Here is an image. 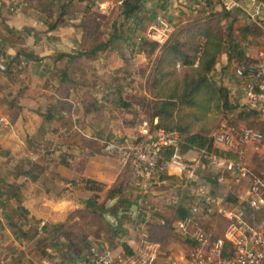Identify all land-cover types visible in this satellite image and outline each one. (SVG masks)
<instances>
[{"label":"trees","instance_id":"obj_1","mask_svg":"<svg viewBox=\"0 0 264 264\" xmlns=\"http://www.w3.org/2000/svg\"><path fill=\"white\" fill-rule=\"evenodd\" d=\"M25 1L27 11L31 9L43 17L47 31H53L58 27L60 20L69 14L72 3L69 0L58 6L59 0ZM102 1L105 0H91L84 11L79 25V48L72 52L61 51L55 57V61L66 58L69 60L66 68L58 69L60 77L58 91L63 84L72 83L75 88L77 87L81 101L86 86L92 83L97 85V80L100 79L95 63L105 55L111 61L115 57H123L125 45L134 44L132 39L140 37L137 33V21H142L141 16L147 0H111L113 5L110 15L98 19L97 12L92 11V7L95 4L98 6ZM198 4L190 9L184 20H179L175 24L174 31L163 44L146 40L138 43L137 50L142 51L152 63L151 66H147L150 70L148 74L146 73L143 89H139V85L137 87L134 85L135 92L130 99H127L121 87L128 80L127 76L118 75L114 82L108 84V88L114 84L121 87L117 88L119 94L117 107L122 110H132L128 114L133 117L134 113L133 119L138 122L149 121L152 129L164 128L179 132L184 140L181 146L184 155L206 147L212 150L215 146L213 133L225 116L239 109L240 105L231 99L230 90L218 85L211 78L219 57L226 51H230L233 56L237 50V56L241 58L245 54L239 49L242 41L250 38V44L258 46L264 37V22L235 26L237 15L233 11L227 10L224 6L220 11L218 10L219 6L221 7V0L198 1ZM112 15L114 20L109 24L108 18ZM226 19L230 21L227 26L224 24ZM102 21H105L103 23L105 28L109 29L108 35L101 29ZM1 42L21 46L6 67L0 68V78L7 79L12 86L20 81L18 74L12 69L15 60L23 58L35 61L37 58L25 46L24 38L10 28L0 10ZM132 50L134 51V48ZM83 58L89 59V62H83ZM77 70L83 75L79 79H74L72 75ZM87 74H95L94 82L87 80ZM10 86L0 83V90H6ZM58 93L56 95L59 97ZM56 95L50 98L46 112L40 113L42 122L39 123L34 134L25 133V145L15 139L9 140L8 130L0 129V259L3 256L1 248L5 247L3 243L8 242L9 237H13L26 248L10 262L7 260V264H23L26 256L30 258L31 264H41V259L45 257L53 260L55 256L62 258L67 254H72L76 258L83 253L94 254L104 247L115 249L121 246L123 253L130 255L133 253V247L125 241V237L128 226H132L134 221L133 210L140 205L144 196L153 203L152 194L161 195L159 192L163 193L167 188L173 187L178 180L175 176L163 174L161 178L170 181L171 184H164L157 188L158 191L147 195H143L139 190L129 164L121 168L116 180L107 189L105 184L95 179L82 178L81 185L77 180L71 184L89 191L90 195L85 201L79 202L76 208L68 211L64 221L47 222L41 233L38 230L39 220H33V228L26 230L22 226V220L27 212L24 203L27 200L28 185L38 183L46 171L45 166L36 158L16 157L14 149L20 147L29 152L39 146H45L50 141L49 132L53 131L52 122L56 118L63 120L64 125H69L67 112L59 106L64 100L61 97L57 98ZM10 104L14 107L15 102L12 101ZM18 109L20 114L22 109V114L25 115L24 107ZM17 115L18 112L13 113L12 119ZM22 117V123L27 127L26 116ZM230 118L244 120L250 127L262 128V124L258 122V110L241 109ZM155 120L157 123H154ZM74 125H78L77 122L66 126L69 134L74 130ZM99 127L100 125L95 128L90 137L84 138L86 152L104 153L106 145L115 140L109 132ZM173 153L172 149L162 151L161 163L168 162ZM65 164L69 165L67 162ZM80 171L82 173L83 169L79 168ZM232 200L229 195L224 204ZM173 204L163 203L159 208L160 212L155 213L157 219L164 220V223L159 221L160 224L151 225L153 226L151 230L156 232L153 240L167 241L174 238L173 236L179 237L181 231L178 222L188 219L190 209L182 203ZM217 218L222 220V229L226 226V221L219 214L211 217L208 229L215 238L219 235L213 223ZM260 220L259 216L253 219L256 224ZM49 248L55 252L51 253ZM232 248V243L228 241L225 245L226 257L233 255Z\"/></svg>","mask_w":264,"mask_h":264},{"label":"built area","instance_id":"obj_2","mask_svg":"<svg viewBox=\"0 0 264 264\" xmlns=\"http://www.w3.org/2000/svg\"><path fill=\"white\" fill-rule=\"evenodd\" d=\"M236 6L233 1L225 4L227 10ZM111 7L110 0L99 4L102 14L108 13ZM174 29V21L157 15L132 47L143 40L163 44ZM234 71L243 83V106L258 110L259 119L264 122V46L258 48L254 55L241 57ZM133 79L121 86L123 90L134 88L136 82ZM113 87L121 88L118 84ZM0 122L4 128L10 127L6 118H1ZM77 128L78 125H74V129ZM68 134L67 128L60 130L62 137ZM213 138L215 146L212 150L203 148L198 151V156L188 159L181 152L184 140L179 132L152 129L149 121L144 120L137 124L132 134L110 141L105 150L116 152L123 166L130 165L143 195L166 184L161 178L165 173L194 184V196L198 202L191 206L188 219L178 222L179 230L195 240L185 264H264V168L254 170L246 159L247 147L264 149V131L224 121L213 133ZM166 149H172L174 153L168 162L161 163L162 151ZM206 173H210L213 179ZM229 195L233 200L224 204ZM149 208L150 200L144 196L132 212L136 229L144 236L141 240L144 248L140 247L134 255L126 256L104 247L94 254L77 256L74 264H154L158 244L147 239V229L142 222L144 217H149ZM215 214L226 221V226L216 238L208 231V223ZM257 216L261 218L258 224L253 221ZM189 226L196 228L193 234L189 233ZM228 241L233 245L230 257L224 255ZM2 264L6 262L3 260ZM170 264L177 263L173 261Z\"/></svg>","mask_w":264,"mask_h":264},{"label":"rangeland","instance_id":"obj_3","mask_svg":"<svg viewBox=\"0 0 264 264\" xmlns=\"http://www.w3.org/2000/svg\"><path fill=\"white\" fill-rule=\"evenodd\" d=\"M66 1L69 0H59L58 6L62 3H65ZM155 1L157 2L154 6L155 7L154 11L155 10L156 11L153 13L155 17L157 15L158 16L163 15L168 17L172 21L174 20L176 22H178L179 20H183L186 17V14L190 12V9L195 8L196 6L199 5L197 0H193L194 3L192 4V7H188L187 5H184L185 2L187 1L188 3H190L189 0H155ZM200 1L204 2L205 0H200ZM225 1H227V3H231L230 2L231 0H225ZM71 2L72 3H71V8L69 9V14L63 17L60 20L58 27L55 30H53L55 32V35H51L49 37L47 36L48 42L47 43L43 42L39 44L40 51H43L44 53H42L41 56H38L37 60L38 59L39 60L41 59L43 61L46 60V63L44 62L45 64L48 65L51 64V62L53 61V59H55V57L59 52L67 51L65 50L66 48L65 40H63L65 37L66 38L69 37L70 39L72 38V36L78 38L80 37L79 25L83 18L84 11L87 5L90 4L89 2H91V0H71ZM179 3L182 4L183 6H186L185 11L182 10V12H184L185 14L184 18L182 15L178 18L177 17L174 18V16L179 10L178 8H180L177 6V4ZM99 4L98 6H95L96 5L95 4L92 7V11L96 10L97 12L98 15L97 18L99 19L100 17L102 18V16H106V17L109 16L111 13L110 11L111 9L108 11V13L102 14L99 8ZM223 6L225 8V5L222 4V0H221V8L220 6L219 8L222 9ZM233 10L235 9L233 8ZM29 11H31V9H29ZM113 15L108 18L109 24H111L112 21L114 20ZM152 21L153 20H151V22ZM104 22L105 21H102L101 23V29L104 30L105 33L108 35L109 29L105 28V25L103 24ZM229 22L230 21L227 19L224 20L225 26H227ZM239 24L240 22L236 23L237 26H239ZM137 29H138L137 33L140 34V37H142L146 32V30L144 32V30L138 27ZM69 30L71 31V33H68ZM139 38L138 37L133 38L132 42L139 41ZM72 40L75 39L73 38ZM68 41L69 39H67L66 42ZM133 48L134 51L132 50ZM137 49L138 46L132 47V44L128 43L124 47L123 57L118 56L111 61L105 55L103 59L97 61L95 64L100 79L97 80V85H92L93 84L92 83L86 86L87 89L82 95L83 101H81V99L79 98V93L76 90L77 87L75 88L72 83L63 84L60 88V91H58V88L60 87V77H59L58 69L60 70L68 66L67 58L63 60L61 59L59 61V64L56 66V68L51 69L49 71V73L46 76V80L41 81L40 84L42 86V89L46 90V92L43 93H41V89L38 88V83H36L37 81H33L31 79L32 77L27 74L28 66L27 64H25L23 58L15 60V62L12 65V69L18 74L20 80L18 83L10 86L7 79L3 77L0 78L1 84L10 86L7 87L6 90H0V120L1 118H6V120L9 121L10 125L14 123L13 126L15 127L16 130L15 135H18L17 133L18 128L21 127L20 122L22 121V116H26L25 125L27 124V127L25 128L30 129L29 132L26 131V129H24V133L22 136L25 137V133L34 134L35 128H38L39 123L42 122V116L40 115V113L46 112V108L49 104L50 98L53 95H56V93L58 92H59L58 93L59 97L63 98L64 100V103L59 104V106L60 108H62L67 112L66 116L68 117V121H69V125H64V121L57 118L52 122L53 131L49 132L50 141L46 143L45 146L44 145L39 146L36 150H31L29 152L24 151V149H21L20 147H15L16 149H14V153L16 157L22 159L36 158L39 162H41L43 166H45V171H46L38 183L28 185L26 191L27 200L25 201L24 204L33 205L34 202L36 204L38 201L41 200L44 201L46 200V198H48V193L50 191H51L50 193L52 192L56 193L58 192V190H61L62 189L61 180L59 181V178L57 177L58 179L56 181H52L51 180L52 175L56 174V172H62V171H66V173L72 172L73 174L78 173L79 168H82L84 166L83 162H86L88 157H91L90 159L91 167L97 168L98 171L112 170V168H114L118 163L120 166L119 169L123 167L121 165L122 164L121 159L116 152L105 151L104 153L101 154L94 152H86V150L84 149L85 136L81 132H85L86 130H88L89 132L92 131L93 133L95 131V128L98 125H100L99 127L100 129L110 131L111 133L116 132V134H118L117 132H119L120 135L117 136L123 138L127 136V134L125 135L124 133L121 134L123 130H126L128 133H130L131 131L130 128H133V125H137L139 123L137 120L133 119L134 113L132 114L133 117L130 114H128L129 112H132V110L131 111L129 109L122 110L121 108L117 107L116 101L119 96L117 88L114 89L113 86L111 88H108V84L114 82L115 78L118 75L121 76V74H123V76H127L126 79L128 80L134 78L133 80L134 82H136L135 85L136 87L139 85L138 86L139 89H143V87H145V82H146L145 76L146 73L148 74V71L150 70V67L147 66H151L152 63L149 59L145 61L140 56V54L136 52ZM72 51L75 50L73 49L70 50V52ZM1 52L2 49L0 48V61L3 60L6 66L12 57L8 55L4 56L2 55ZM50 58L52 60H50ZM83 62H89V59L83 58ZM82 75H83L82 72L77 70L75 71V74L72 75V77L74 79L75 78L79 79ZM94 77L95 74H87V78H88L87 80L89 82H94L95 80ZM124 92L126 94L124 97L130 99L135 92V88L131 90L128 89V87H126V90H124ZM59 97L57 96V98ZM12 101L15 102L14 107L10 104V102ZM52 101L54 100L52 99ZM18 107L25 108L24 110L25 115L22 114L23 113L22 109H21V114L19 113L20 111ZM241 109L250 111L247 107L240 105L239 109L235 110V112H230L228 116H225L224 119L221 121V123L224 121H228L238 127H243V126L250 127L248 126L247 122H245L244 120H240V119L232 120V118H230L237 112L241 111ZM15 112L16 113L18 112V115L16 118L12 119L13 113ZM74 122H77L79 128L72 130L71 134H69L66 137H60L58 135V132L61 129H65L66 126H70ZM258 122L262 124V128L256 127V129L264 131V123H261L259 119ZM32 127H34V129H32ZM0 129L7 130V128L3 127L1 122H0ZM75 130H77V132ZM21 134H19L18 136L20 137ZM112 136L115 137L116 135H112ZM7 137L9 140L13 139L10 138V136L8 135ZM24 145H25V139H24ZM246 159L249 165L253 169L258 171L263 169L264 149L257 150L254 147H247ZM62 160L66 161L69 165L63 164ZM206 174L211 179H213V176H211L210 173H206ZM79 178H80L79 183H81L82 176ZM193 185L194 184L192 183H185L184 179L182 180L180 179L176 181L173 187L167 188L163 193H159L161 195L152 194L151 199L153 200V203L150 200L149 217H144L143 219H145L146 221L142 220V222L145 224L147 229V239H149L151 243L158 244V247L155 248L156 259L154 264H170L171 259L173 257L178 256L183 251L187 252L188 249L191 247L189 242L182 240L180 237H175V236H173L174 238L169 239L167 241L153 240V236L155 235L156 232L155 230H151V227H153L151 225L160 224L158 222L159 221L161 222L162 219L161 220L157 219L155 213L160 212L159 208L163 203L166 204L169 202V204L174 205L173 204L174 202H176V204L178 202L188 207L190 206L191 208L193 204L198 202V199L195 198L194 196L195 187ZM156 189L155 191H158V189L157 190ZM77 191H80V189H77ZM79 194L81 195V197L78 198L77 200L78 202L85 201L87 199V197H85L88 196L87 194L84 195V193L81 192ZM38 205L39 204H37L36 206ZM221 222L222 220L219 218L215 219L213 222L215 228L217 229L216 231L217 233H219L223 227ZM135 225L136 223L135 221H133L132 229L134 232L133 234L134 237L133 236L132 237L134 238V241H136V244L138 245V243L141 242L144 236L142 235V232H139L136 229ZM22 226L25 229L30 228V226L24 221L22 222ZM195 229L196 228H194V230ZM148 230L150 231L149 233ZM139 245H140L139 247H143L142 244ZM17 246L19 247V245ZM16 253H17L16 256L20 255V252L16 251ZM27 260L28 259H24V262H27Z\"/></svg>","mask_w":264,"mask_h":264},{"label":"crops","instance_id":"obj_4","mask_svg":"<svg viewBox=\"0 0 264 264\" xmlns=\"http://www.w3.org/2000/svg\"><path fill=\"white\" fill-rule=\"evenodd\" d=\"M197 1H200V0H197ZM231 1H233L237 4L236 8H234L235 10H231V11H233L234 14L237 15L236 16L237 22H240L239 25H243V24L250 23V22H259V23L264 22V0H231ZM189 2L190 3H188V1L185 2L184 5H187L188 7H192V4L194 3L193 0H189ZM156 3L157 2L155 0H147L145 5H144L143 15L141 16L142 21L141 22L137 21V27L144 30V32L147 28V25L151 22V20H153V16H154L153 13L156 11V10L154 11V9H155L154 6ZM180 3H182V2H180ZM180 3L177 4V6L180 8H178L179 10L176 13V15L174 16V18H176V17L178 18L181 15L184 18V16H185V14H184V12H182V10L185 11L186 6H183ZM226 3H227V1L222 0V4L225 5ZM26 8H27V2L25 0H0V10L3 14V17L6 19V22L8 23L10 28H12L17 34L21 35L24 38L25 46L37 58L38 56H41L42 53H44L43 51H40V47H39L40 45L39 44H41L43 42L47 43L48 37L51 35H55V32L54 31H47V25L44 23L43 17L38 12L32 11V10L27 11ZM220 8H218L219 11L221 10ZM174 22H176V21H174ZM68 33H71V31L69 30ZM68 35H70V34H68ZM73 38L75 40H72ZM67 39H69L68 42H66ZM63 40H65V43H66L65 44V47H66L65 50H67L69 52L72 49L73 50L78 49L80 46V37L78 38V37L72 36L71 39L69 37L68 38L65 37ZM250 42H251L250 38H247L246 40H244L240 43L239 49L243 50L245 52L244 55H246V54L254 55L257 52L258 48L263 47L264 46V37L262 38V41L258 46H253L250 44ZM20 47H21L20 45L15 44V43H8V42H1L0 43V48L2 49L1 53L4 56L8 55L10 57H13ZM136 52H138L140 54V56L145 61L147 60V58H145L143 56L142 51L137 50ZM237 55H238L237 50L233 53V56H232V53L230 51L224 52L219 57L218 62L216 64L214 70L211 73V78L218 85H223L230 90L231 99L234 103L239 104V105H243V103L245 102V93H244L243 83L236 77V74L234 71L236 64L240 60V57ZM50 60H52V59L50 58ZM67 61L69 64V60H67ZM24 62L28 66L27 74L32 77L31 79L33 81H37L36 83H38V88L41 89V93L46 92L45 89H42V86L40 83L42 80H46V76L49 73V71L51 69H55L56 66L59 64V61H55V59H53L51 64H49L50 67L48 64H45L46 60L43 61L41 59L40 60L38 59L35 61L24 59ZM0 66L1 67L5 66V63L3 62V60L0 61ZM22 120H23V117H22ZM13 125H14V123H12L10 125V127L7 129L8 130L7 135L10 136V138H13L15 140H18V141L24 143V136H22V135L24 133V129L26 126H24L22 121L20 122L21 127L18 128L17 133H18V135L21 133L22 134L19 137L18 135H15L16 130H15V127ZM136 126L137 125H133V128H130L131 134L135 131ZM34 127H32V129H34ZM36 130H37V128H35V131ZM28 131H30V129ZM107 132H109V134H111V135H116L115 137L112 136L114 138L118 137L117 135H120L119 132H117L118 134H116V132H114L115 134L111 133L110 131H107ZM81 133H83L85 138H87V137L91 136L92 131L89 132L88 130H86L85 132H81ZM122 133H124V135L125 134L130 135V133H128L126 130H123L121 132V134ZM60 137H62V136H60ZM198 155H199V152L197 150H194V151H190L189 153H187L186 157L188 159H191V158L193 159L194 157H196ZM90 159H91V157L87 158V161L85 162L84 166L82 167V169H83L82 173H81V171L78 173H75V174H73L72 172L66 173V171H62V172H56V174L52 175V179H51L52 181H56L58 178H59V181L61 180L62 187L61 186L60 187L62 189L58 190V192H56V193H54V192L50 193L51 192L50 191L48 193V198H46V200H44V201L41 200L42 202L38 201L36 204L34 202L33 205L24 204L25 208L27 209V212H26L22 222L23 221L26 222L30 226V228H33V224H34L33 220H35V219L39 220L40 224L38 226V230L41 233L43 226L47 222L64 221L68 211L76 208L77 205L79 204V202L77 201L78 198L81 197V195L79 193L80 192L84 193V195L87 194L88 196H85L87 198L90 195L89 191L83 189L82 187H75L74 185L72 186V184H71V182H74L77 180L78 184L81 185L82 182L79 183V181H80L79 177H81V176H82V178L95 179V180L105 184L106 189L109 188L114 183V181L116 180V178H117L122 167L119 169L120 166L118 163L114 168H112V170H109V171L100 170V171H98L97 168L91 167ZM65 162L62 161L63 164H65ZM65 165H67V164H65ZM175 177L178 180H180V179L182 180V178H180L179 176H175ZM82 178H81V181H82ZM166 184L170 185L171 182L167 180ZM59 185H60V183H59ZM77 189H80V191H77ZM104 193L105 192H103L102 195H104ZM159 198H161V197H159ZM37 204H39V205L36 206ZM189 209H190V206H189ZM30 216H32V218H30ZM132 228L133 227L131 225L128 226V233L125 237V241L133 247V253L130 255L126 254V256H132L138 250H140L139 244H141V242H139L137 245L136 241H134V238H133L134 232H133ZM27 229H29V228H27ZM194 232H195L194 227L189 226V233L193 234ZM179 237L182 240L189 242L191 247L188 249V251L186 250L187 252L183 251L178 256L173 257L171 259V262L175 261L177 264H185L187 262V259H188L189 251L191 250L193 245H195V240L193 238H191L189 235H185L183 232L180 233ZM9 238H10V240H8V242L3 243V245L5 247L1 248V250L3 252V256L0 259V264H2L3 260L7 264V260H9V262H10L12 260V258L17 255L16 251L20 252L21 250H25V248H26L24 245H22L19 241L15 240L13 237L12 238L9 237ZM17 245H19V247ZM113 250H115L118 253H122L123 255H125L123 253L124 250H122L121 246H119ZM49 251L51 253L55 252L52 248H49ZM24 259H28V260H27V262H24L23 264H31V262L29 260L30 258L28 256H26ZM74 259L75 258L73 257L72 254H67L62 258H61V256H55L53 258V260H50V259L45 257V258L41 259V264H74V261H75Z\"/></svg>","mask_w":264,"mask_h":264}]
</instances>
